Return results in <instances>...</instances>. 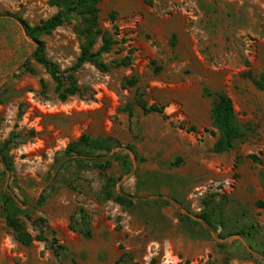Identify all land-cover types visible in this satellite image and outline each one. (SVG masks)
<instances>
[{"label":"rangeland","instance_id":"obj_1","mask_svg":"<svg viewBox=\"0 0 264 264\" xmlns=\"http://www.w3.org/2000/svg\"><path fill=\"white\" fill-rule=\"evenodd\" d=\"M98 8L99 27L116 41L101 60L127 65L101 72L85 63L73 74L78 94L61 101L19 23L39 24L58 7L0 0V83L8 77L0 86V144L16 134L13 171L0 165V193L27 210V232L64 247L56 257L44 241L21 244L0 212V264H264V84L256 85L264 0H99ZM76 25L72 18L41 36L62 71L79 54ZM25 62L31 71L20 69ZM131 75L137 82L127 87ZM137 92L163 113L144 114ZM216 92L252 129L223 153L211 151ZM83 133L109 139L108 152H94L110 160L105 168L62 154ZM108 186L134 204L116 202Z\"/></svg>","mask_w":264,"mask_h":264},{"label":"trees","instance_id":"obj_2","mask_svg":"<svg viewBox=\"0 0 264 264\" xmlns=\"http://www.w3.org/2000/svg\"><path fill=\"white\" fill-rule=\"evenodd\" d=\"M98 2L99 0H50V4L58 7L57 12L51 17L32 26L23 19H19V23L24 28L25 33L36 44L31 57L37 63L41 64L48 72L55 84L54 91L57 94L58 99L61 101H65L68 97L78 94L80 88L76 84L73 74L85 63L92 64L101 72H108L113 68L127 65V62L124 60L113 61L111 63H105L101 60V55L108 52L116 41L112 39L109 32L103 31L98 25ZM72 18L77 20L76 32L81 39L79 54L74 63L62 71L55 62L46 57L44 42L41 39V36L50 34L57 26H60L63 22ZM110 19L114 20V16L111 15ZM99 36L101 37V44L95 48ZM174 39L175 36L172 35V45H174ZM22 68L31 71V69L27 67L26 62L20 67V69ZM136 82L137 77L135 75H131L124 79V85L127 87L135 86ZM263 84L264 72L260 75V78L256 80V85L259 88H262ZM41 85L44 87L45 84L43 81H41ZM205 92L208 95L211 94L208 90H205ZM214 98L215 103L211 110V119L213 125L219 132V136L214 142L211 151L214 153H223L232 150L238 142L244 140L246 136L252 132V129L248 126L240 125L235 121L232 101L225 93L216 92L214 93ZM134 103L140 106L144 114L163 113V106L155 103L148 104L140 92L135 94ZM124 110L127 112L129 119H131L133 112L130 105H126ZM15 137L16 134L12 133L0 144V165L4 167V170L9 172H12L13 168L8 155V149ZM110 148L111 146L108 138L94 139L83 133L76 140L69 142L63 149L62 154L71 157L70 160H68L69 163H85V166L91 165L103 169L109 165L110 160H99L94 152H108ZM81 155L94 158L87 159L73 157ZM116 158H119V156L116 155ZM249 158L259 161V158L253 154L249 155ZM123 161L127 162L125 160ZM106 189L107 195L112 197L116 202L125 206H131L134 204L133 199H129L119 194L113 196L109 186ZM42 201L43 199L39 201V204H41ZM0 212L6 226L13 232L15 239L18 242L23 245H29L35 240L44 241L49 244V247L56 257H59L62 254L64 247L55 237L49 240L43 234L33 236L24 229L21 216H24L27 219H30L31 217L27 213V210L20 207L14 196L5 189L0 193ZM184 218L189 222L191 221L189 217ZM33 222L36 223L37 221ZM192 222L198 223L196 221ZM207 223L211 225L209 220ZM82 233L86 238L91 236L89 229L82 231Z\"/></svg>","mask_w":264,"mask_h":264},{"label":"water","instance_id":"obj_3","mask_svg":"<svg viewBox=\"0 0 264 264\" xmlns=\"http://www.w3.org/2000/svg\"><path fill=\"white\" fill-rule=\"evenodd\" d=\"M22 62H23V61L19 62V63L16 65L15 69H16L17 67H19V66L21 65ZM7 78H8V77H7ZM7 78H6V79H7ZM6 79H5V80H6ZM5 80L2 81V82L0 83V86L3 85V83L5 82Z\"/></svg>","mask_w":264,"mask_h":264}]
</instances>
